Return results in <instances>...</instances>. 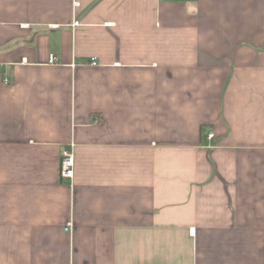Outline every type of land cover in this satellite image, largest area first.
Instances as JSON below:
<instances>
[{"label":"crops","instance_id":"0c3cea01","mask_svg":"<svg viewBox=\"0 0 264 264\" xmlns=\"http://www.w3.org/2000/svg\"><path fill=\"white\" fill-rule=\"evenodd\" d=\"M0 264H264V0H0Z\"/></svg>","mask_w":264,"mask_h":264},{"label":"built area","instance_id":"2783aa9c","mask_svg":"<svg viewBox=\"0 0 264 264\" xmlns=\"http://www.w3.org/2000/svg\"><path fill=\"white\" fill-rule=\"evenodd\" d=\"M186 1H196V0H186ZM79 23L76 22L74 24V26H78ZM50 63L54 64L56 63V57L55 56H51L50 57ZM94 65H96V63H93ZM214 138V133L213 132H209L208 135V139L211 140ZM75 164H76V158H75V154H74V150H66L63 152L62 155V160H61V166H60V179L62 181H66V180H73L75 177ZM70 228L73 226L72 223H70L68 225Z\"/></svg>","mask_w":264,"mask_h":264}]
</instances>
